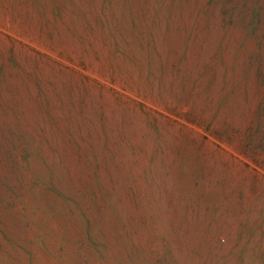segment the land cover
Wrapping results in <instances>:
<instances>
[{"label": "rangeland", "instance_id": "obj_1", "mask_svg": "<svg viewBox=\"0 0 264 264\" xmlns=\"http://www.w3.org/2000/svg\"><path fill=\"white\" fill-rule=\"evenodd\" d=\"M0 264H264V0H0Z\"/></svg>", "mask_w": 264, "mask_h": 264}]
</instances>
